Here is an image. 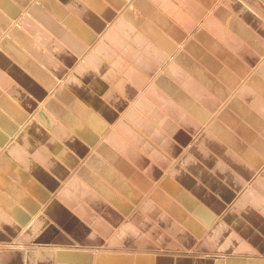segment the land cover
Wrapping results in <instances>:
<instances>
[{
    "label": "crops",
    "instance_id": "1",
    "mask_svg": "<svg viewBox=\"0 0 264 264\" xmlns=\"http://www.w3.org/2000/svg\"><path fill=\"white\" fill-rule=\"evenodd\" d=\"M0 264H264V0H0Z\"/></svg>",
    "mask_w": 264,
    "mask_h": 264
},
{
    "label": "rangeland",
    "instance_id": "2",
    "mask_svg": "<svg viewBox=\"0 0 264 264\" xmlns=\"http://www.w3.org/2000/svg\"><path fill=\"white\" fill-rule=\"evenodd\" d=\"M247 184V183H246ZM248 185V184H247ZM250 185H251V182H250ZM238 195H240V194H238Z\"/></svg>",
    "mask_w": 264,
    "mask_h": 264
}]
</instances>
